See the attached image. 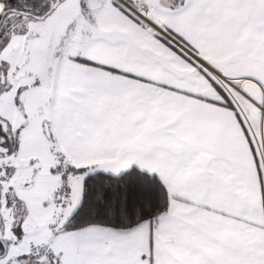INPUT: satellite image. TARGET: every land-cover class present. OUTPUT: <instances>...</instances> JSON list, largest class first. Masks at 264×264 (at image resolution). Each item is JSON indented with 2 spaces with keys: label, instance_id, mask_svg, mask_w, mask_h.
<instances>
[{
  "label": "snow or ice",
  "instance_id": "6c2138e0",
  "mask_svg": "<svg viewBox=\"0 0 264 264\" xmlns=\"http://www.w3.org/2000/svg\"><path fill=\"white\" fill-rule=\"evenodd\" d=\"M0 264H264V0H0Z\"/></svg>",
  "mask_w": 264,
  "mask_h": 264
}]
</instances>
